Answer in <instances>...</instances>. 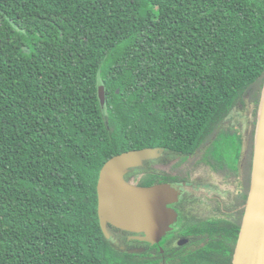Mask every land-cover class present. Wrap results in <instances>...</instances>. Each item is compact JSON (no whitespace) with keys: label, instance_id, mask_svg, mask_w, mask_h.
Returning a JSON list of instances; mask_svg holds the SVG:
<instances>
[{"label":"trees","instance_id":"1","mask_svg":"<svg viewBox=\"0 0 264 264\" xmlns=\"http://www.w3.org/2000/svg\"><path fill=\"white\" fill-rule=\"evenodd\" d=\"M263 88L264 0H0V264H127L100 223L105 163L238 160L224 124L246 100L249 196Z\"/></svg>","mask_w":264,"mask_h":264},{"label":"flooded vegetation","instance_id":"2","mask_svg":"<svg viewBox=\"0 0 264 264\" xmlns=\"http://www.w3.org/2000/svg\"><path fill=\"white\" fill-rule=\"evenodd\" d=\"M161 150L144 163L143 187L169 185L170 202L151 228L108 224V239L127 253V264H233L249 197L245 146L238 160L204 157V148L190 157Z\"/></svg>","mask_w":264,"mask_h":264},{"label":"water","instance_id":"3","mask_svg":"<svg viewBox=\"0 0 264 264\" xmlns=\"http://www.w3.org/2000/svg\"><path fill=\"white\" fill-rule=\"evenodd\" d=\"M99 98L106 103V91L99 86ZM162 150L128 151L111 158L100 172L97 186L98 213L104 234L110 238L108 224L123 230H144L153 227L159 207L170 202L169 185L143 187L126 177L144 163L159 158ZM167 217L169 212L165 211ZM150 219V221H149ZM163 223L160 230L167 228ZM233 264H264V88L255 128L253 168L246 215Z\"/></svg>","mask_w":264,"mask_h":264},{"label":"rangeland","instance_id":"4","mask_svg":"<svg viewBox=\"0 0 264 264\" xmlns=\"http://www.w3.org/2000/svg\"><path fill=\"white\" fill-rule=\"evenodd\" d=\"M105 106V105H104ZM254 106L249 103L248 100H246L245 105L236 107L224 124V129L232 128L238 130L242 136H243V142L245 146V152L247 150L248 141L251 137V133L253 130V122H254ZM234 142H230V147L233 149ZM231 149H227L230 152H232ZM228 158H231L230 155L227 156ZM153 165L158 166L160 162L158 161H152ZM145 165V164H144ZM143 167L139 169H135L128 175V180L131 183L138 184V182L143 179Z\"/></svg>","mask_w":264,"mask_h":264}]
</instances>
